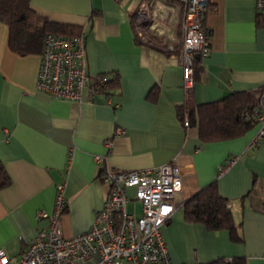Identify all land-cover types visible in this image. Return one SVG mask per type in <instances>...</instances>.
<instances>
[{
  "label": "crops",
  "instance_id": "obj_1",
  "mask_svg": "<svg viewBox=\"0 0 264 264\" xmlns=\"http://www.w3.org/2000/svg\"><path fill=\"white\" fill-rule=\"evenodd\" d=\"M141 2L150 6L156 39L168 50L136 39L132 13ZM29 3L37 16L84 32L90 78L113 74L117 81L110 94L87 89L81 103L40 93V54L13 52L9 29L0 22V163L11 179L0 190V250L11 264L47 226L49 220L37 214L52 212L57 186L64 185L67 209L60 220L68 238L88 232L106 199L100 169L155 168L176 156L189 168L162 229L171 264H264V139L250 144L258 124L234 139L203 142L197 127L186 128L179 115L185 105L197 108L264 85V11L255 10V0H209L204 24L211 31L210 52L199 59L189 101L178 59L180 0ZM214 181L228 199L241 242L186 216L184 203Z\"/></svg>",
  "mask_w": 264,
  "mask_h": 264
},
{
  "label": "built area",
  "instance_id": "obj_2",
  "mask_svg": "<svg viewBox=\"0 0 264 264\" xmlns=\"http://www.w3.org/2000/svg\"><path fill=\"white\" fill-rule=\"evenodd\" d=\"M180 1L184 4V15L178 57L182 86L188 95L194 88L195 55L204 58L210 52L211 31L204 24L209 0ZM255 10L264 11V0H255ZM150 12L146 2H141L133 11L135 37L140 44L168 50L167 42L156 39ZM106 81L104 76L87 75L84 32L75 37L45 35L37 91L50 98L81 103L87 89L90 95L95 92L92 84L99 88ZM255 118L259 130L250 143L252 146L264 139V111L257 112ZM183 124L186 128L189 126L187 115ZM102 160L96 157L97 163ZM188 164L185 158L176 156L155 168L100 169L99 176L107 187L106 199L88 232L68 238L63 235L60 220L67 207L64 185L57 186L52 212L41 210L37 214L38 219L49 220L47 226L39 230L14 264H171L162 229L175 211L171 201L182 189ZM0 264H11L4 250H0Z\"/></svg>",
  "mask_w": 264,
  "mask_h": 264
},
{
  "label": "trees",
  "instance_id": "obj_3",
  "mask_svg": "<svg viewBox=\"0 0 264 264\" xmlns=\"http://www.w3.org/2000/svg\"><path fill=\"white\" fill-rule=\"evenodd\" d=\"M0 22L9 29V48L22 56L41 54L47 33L75 37L82 32L37 16L31 9L29 0H0ZM199 59L200 56L193 62L194 83ZM98 76L106 77L107 81L99 88L94 84L91 87L95 92L110 94L109 88L114 81H117L116 76L112 74L113 79L109 74ZM263 99L264 85L256 91L239 95L229 94L219 102L197 108H189L185 105L180 108L179 115L181 121L185 115L189 117V125L197 127L201 141L229 140L244 135L257 124L255 115L257 112H262ZM10 184L11 179L0 163V190ZM66 209L67 207L63 213ZM184 210L191 221L202 223L210 231L226 230L233 243L242 241L234 224L228 199L219 193L215 181L190 197L184 203ZM242 261L232 259L229 264H243Z\"/></svg>",
  "mask_w": 264,
  "mask_h": 264
},
{
  "label": "rangeland",
  "instance_id": "obj_4",
  "mask_svg": "<svg viewBox=\"0 0 264 264\" xmlns=\"http://www.w3.org/2000/svg\"><path fill=\"white\" fill-rule=\"evenodd\" d=\"M178 59H179V58H178ZM182 88H183V86H182ZM183 90H184V89H183ZM191 95H193V91H192V92H190V94L186 95V97H187V99H186V100H187V101H189V100H190V96H191ZM186 103H187V102H185V104H186ZM189 121H190V120H189ZM128 207H129L128 209H130V208H131V205H129Z\"/></svg>",
  "mask_w": 264,
  "mask_h": 264
},
{
  "label": "water",
  "instance_id": "obj_5",
  "mask_svg": "<svg viewBox=\"0 0 264 264\" xmlns=\"http://www.w3.org/2000/svg\"><path fill=\"white\" fill-rule=\"evenodd\" d=\"M195 58H197V59H198V58H199V55H198V54H196V55H195Z\"/></svg>",
  "mask_w": 264,
  "mask_h": 264
}]
</instances>
